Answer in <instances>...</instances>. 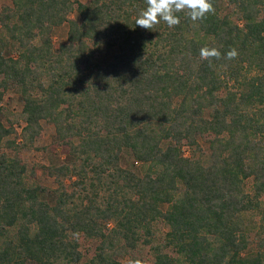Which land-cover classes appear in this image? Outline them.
<instances>
[{
    "label": "trees",
    "instance_id": "16d2710c",
    "mask_svg": "<svg viewBox=\"0 0 264 264\" xmlns=\"http://www.w3.org/2000/svg\"><path fill=\"white\" fill-rule=\"evenodd\" d=\"M211 2L153 30L146 0L1 5L0 264H264V0Z\"/></svg>",
    "mask_w": 264,
    "mask_h": 264
},
{
    "label": "clouds",
    "instance_id": "9594fccd",
    "mask_svg": "<svg viewBox=\"0 0 264 264\" xmlns=\"http://www.w3.org/2000/svg\"><path fill=\"white\" fill-rule=\"evenodd\" d=\"M179 12H184L193 22L202 20L208 13H214L215 9L211 0H146V7L141 9L135 20V24L144 29L153 30L161 21L169 28L180 24ZM202 60L220 59L221 52L216 47L204 46L200 49ZM238 56V51L231 48L225 55V59L231 60ZM130 264H145L136 259Z\"/></svg>",
    "mask_w": 264,
    "mask_h": 264
},
{
    "label": "rangeland",
    "instance_id": "374dc122",
    "mask_svg": "<svg viewBox=\"0 0 264 264\" xmlns=\"http://www.w3.org/2000/svg\"><path fill=\"white\" fill-rule=\"evenodd\" d=\"M3 3H10V0H0V7ZM66 30H67L66 25L56 29V31L54 32L55 43H58L66 38ZM6 100L9 103L8 106L10 108L14 110H20L22 108L21 102L16 94L9 93L6 96ZM44 127H45L44 136L38 139L36 143V146L39 149L33 148V149H26L24 151V159L30 165H36L38 163H46L47 161L46 153L45 150H43V148H49L50 146H52L54 140L55 128L52 124H49L47 122H44ZM41 178L44 180L46 179V176L41 174ZM46 182L51 185L53 184L52 179L50 178L46 179ZM90 244L91 243L86 244L87 248H89Z\"/></svg>",
    "mask_w": 264,
    "mask_h": 264
}]
</instances>
